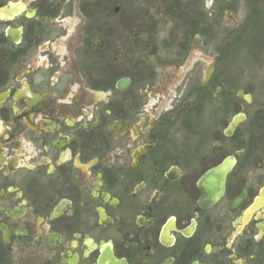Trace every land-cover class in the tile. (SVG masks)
<instances>
[{
  "label": "flooded vegetation",
  "instance_id": "1",
  "mask_svg": "<svg viewBox=\"0 0 264 264\" xmlns=\"http://www.w3.org/2000/svg\"><path fill=\"white\" fill-rule=\"evenodd\" d=\"M140 3L0 0L2 264H264V48L200 72Z\"/></svg>",
  "mask_w": 264,
  "mask_h": 264
},
{
  "label": "rangeland",
  "instance_id": "2",
  "mask_svg": "<svg viewBox=\"0 0 264 264\" xmlns=\"http://www.w3.org/2000/svg\"><path fill=\"white\" fill-rule=\"evenodd\" d=\"M118 1L121 6L119 14L124 16L138 14L137 12L142 6L140 2H147V0ZM166 1L169 4L176 3L178 5L176 12L170 15L178 16L180 20V23H178L182 24L183 28L182 30L179 29L178 33L180 35L182 31L184 37L181 39L179 36H170L172 31L165 28L162 23V28L157 34L152 36V39L159 47L158 54L162 58L170 57L161 51L165 42L174 44L170 47H176L178 43H184V46L186 45L189 50L185 56L184 63L194 65L201 72L205 65L212 60L214 49L219 53H223L234 41L236 42L234 45L235 58L232 66L234 73H238L241 64L240 57H243L244 54L252 57L254 52L248 51L251 48H254V50L256 48H264V19L261 20L264 18V6L262 4L264 0H261V3L259 0ZM207 27L212 28L213 35L207 34L205 31ZM188 29V37H185ZM232 31L234 32L231 34ZM185 40H187V43L184 42ZM165 47L168 46L166 45ZM136 58L138 60L143 58V56L137 54Z\"/></svg>",
  "mask_w": 264,
  "mask_h": 264
},
{
  "label": "water",
  "instance_id": "3",
  "mask_svg": "<svg viewBox=\"0 0 264 264\" xmlns=\"http://www.w3.org/2000/svg\"><path fill=\"white\" fill-rule=\"evenodd\" d=\"M211 72H212V70H211V68H208L207 70H206V72H205V76H204V80L205 81H207L208 80V78L210 77V75H211ZM236 120H237V118L235 119V122H236ZM234 122V123H235ZM203 188L205 189V192H207V193H209L210 192V178H209V176H207L206 178H205V180L203 181Z\"/></svg>",
  "mask_w": 264,
  "mask_h": 264
},
{
  "label": "trees",
  "instance_id": "4",
  "mask_svg": "<svg viewBox=\"0 0 264 264\" xmlns=\"http://www.w3.org/2000/svg\"><path fill=\"white\" fill-rule=\"evenodd\" d=\"M0 264H2V256H1V253H0Z\"/></svg>",
  "mask_w": 264,
  "mask_h": 264
}]
</instances>
